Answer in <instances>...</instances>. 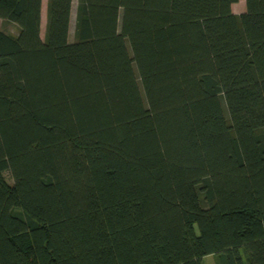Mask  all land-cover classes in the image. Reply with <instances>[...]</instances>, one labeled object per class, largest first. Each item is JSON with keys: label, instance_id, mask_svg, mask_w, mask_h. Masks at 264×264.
<instances>
[{"label": "trees", "instance_id": "16d2710c", "mask_svg": "<svg viewBox=\"0 0 264 264\" xmlns=\"http://www.w3.org/2000/svg\"><path fill=\"white\" fill-rule=\"evenodd\" d=\"M0 0V264H264V0ZM226 110V115L224 113ZM5 174H8V182Z\"/></svg>", "mask_w": 264, "mask_h": 264}, {"label": "rangeland", "instance_id": "374dc122", "mask_svg": "<svg viewBox=\"0 0 264 264\" xmlns=\"http://www.w3.org/2000/svg\"><path fill=\"white\" fill-rule=\"evenodd\" d=\"M46 1L42 0L41 3V22H40V35L43 37L44 35V29H45V23H46ZM77 0H72V6H71V20H70V26H69V37H73V24H74V14H75V7H76ZM245 8V1L244 0H238L236 3L232 4L231 10L238 14L244 11ZM0 30L16 36L18 33L17 26L12 22H6L0 19ZM224 113L226 115V110L224 108ZM8 182L10 181L8 174H5ZM217 258L214 255H207L202 258V264H216Z\"/></svg>", "mask_w": 264, "mask_h": 264}]
</instances>
